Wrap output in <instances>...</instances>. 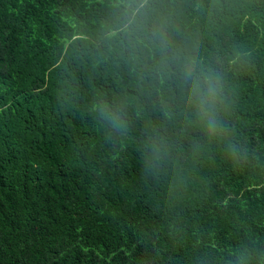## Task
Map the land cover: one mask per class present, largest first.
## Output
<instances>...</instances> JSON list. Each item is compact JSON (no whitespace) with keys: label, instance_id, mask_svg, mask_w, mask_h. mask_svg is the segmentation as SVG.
I'll list each match as a JSON object with an SVG mask.
<instances>
[{"label":"trees","instance_id":"1","mask_svg":"<svg viewBox=\"0 0 264 264\" xmlns=\"http://www.w3.org/2000/svg\"><path fill=\"white\" fill-rule=\"evenodd\" d=\"M0 264H264V0H0Z\"/></svg>","mask_w":264,"mask_h":264},{"label":"clouds","instance_id":"2","mask_svg":"<svg viewBox=\"0 0 264 264\" xmlns=\"http://www.w3.org/2000/svg\"><path fill=\"white\" fill-rule=\"evenodd\" d=\"M189 75H191V72H189ZM192 92L199 101L202 112L208 116L207 126L209 131L215 133L217 130V123L214 118L213 108L220 95L219 77L216 76L210 79L206 86H201L198 82H194Z\"/></svg>","mask_w":264,"mask_h":264}]
</instances>
